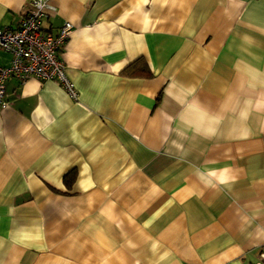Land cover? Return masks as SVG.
Segmentation results:
<instances>
[{
  "label": "crops",
  "instance_id": "1",
  "mask_svg": "<svg viewBox=\"0 0 264 264\" xmlns=\"http://www.w3.org/2000/svg\"><path fill=\"white\" fill-rule=\"evenodd\" d=\"M31 1L0 0V27ZM48 2L79 100L6 83L0 264L259 261L264 0Z\"/></svg>",
  "mask_w": 264,
  "mask_h": 264
},
{
  "label": "built area",
  "instance_id": "2",
  "mask_svg": "<svg viewBox=\"0 0 264 264\" xmlns=\"http://www.w3.org/2000/svg\"><path fill=\"white\" fill-rule=\"evenodd\" d=\"M49 10L55 8L48 0H32L18 29L0 27V49L10 55L9 64L0 65V110L9 105L6 83L12 77L22 84L32 77L55 81L71 99L79 100L78 89L59 53L70 38L73 25L65 22L55 34L45 31L44 19ZM254 264H264V253Z\"/></svg>",
  "mask_w": 264,
  "mask_h": 264
}]
</instances>
